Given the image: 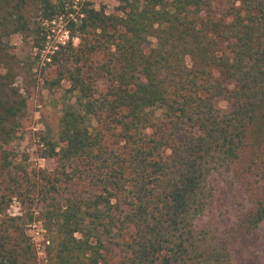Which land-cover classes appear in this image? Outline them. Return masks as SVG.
Segmentation results:
<instances>
[{"label": "trees", "instance_id": "16d2710c", "mask_svg": "<svg viewBox=\"0 0 264 264\" xmlns=\"http://www.w3.org/2000/svg\"><path fill=\"white\" fill-rule=\"evenodd\" d=\"M118 3L110 14L0 0L15 22L7 33L38 51L42 86L67 82L74 96L39 137L56 174L37 200L45 264H109L111 247L120 264H264L258 239L242 252L264 223V0ZM31 6L35 27L23 14ZM56 21L68 39L46 47ZM12 62L1 48L0 264H38L27 224L6 214L19 195L3 179H13L6 146L21 111L5 89ZM226 173L242 205L234 222L213 210Z\"/></svg>", "mask_w": 264, "mask_h": 264}, {"label": "rangeland", "instance_id": "374dc122", "mask_svg": "<svg viewBox=\"0 0 264 264\" xmlns=\"http://www.w3.org/2000/svg\"><path fill=\"white\" fill-rule=\"evenodd\" d=\"M74 2L78 5L88 2L96 9L102 8L110 14L118 13L116 10L119 6L118 0H74ZM26 12L23 14L28 18L31 27L37 26L38 19L32 6L28 7ZM7 14L5 12L0 16V49L3 48V53H7L13 58L12 63L16 77L13 80L9 78V84L4 87L10 94H12V88L16 89L12 98L18 97L16 99L20 100L21 111L15 117L18 126L16 125L14 139L6 146L11 161L10 175L13 179L6 175L3 176L4 186L10 191L19 192V195L18 199L14 198L11 201V206L7 208L6 214L22 217V223L27 224L25 234L36 244L37 263L45 264V256L42 252L44 249L42 242L44 231L40 222V210L43 205L37 200L40 199V190L45 192L51 187L56 174L53 161L43 159L41 156L42 148L39 144V137L44 130V120L47 119L48 122H51L54 115H59L64 103L74 101V96L67 91L69 86L67 82H62L59 87L53 89H46L42 86L39 61L35 59L38 51L32 48L30 39L25 41L20 34L7 33V28L12 30L13 25H15L11 17L5 19ZM51 26L50 29H46V47L55 42L67 41V32L62 22L56 21ZM25 59L27 65L24 64ZM217 106L224 110L226 103L219 100ZM244 162L243 159L239 165H244ZM230 184L229 174L226 173L217 177L215 181L217 204L213 206V210L215 216L224 215L225 212H228L234 222L242 205L240 206L238 197H235L238 194V189L235 186H230ZM64 188L66 187L64 186L62 189L64 190ZM232 198H234L233 201H231ZM203 222L205 223L207 220L204 219ZM253 235L254 238H245L243 253V249L249 241L258 239L264 245V223L258 230L253 231ZM256 250L253 253L255 255L260 254L258 247ZM123 255L119 249L111 247L107 256L109 264H120Z\"/></svg>", "mask_w": 264, "mask_h": 264}]
</instances>
